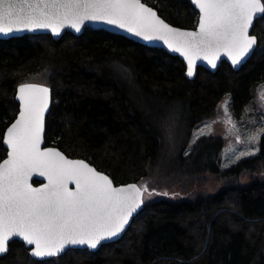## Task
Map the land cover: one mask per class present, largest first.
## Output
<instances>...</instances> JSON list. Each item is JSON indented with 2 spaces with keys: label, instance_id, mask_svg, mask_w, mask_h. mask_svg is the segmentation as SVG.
Masks as SVG:
<instances>
[{
  "label": "trees",
  "instance_id": "1",
  "mask_svg": "<svg viewBox=\"0 0 264 264\" xmlns=\"http://www.w3.org/2000/svg\"><path fill=\"white\" fill-rule=\"evenodd\" d=\"M143 1L173 25L197 23L190 0ZM251 34L257 46L238 69L222 61L215 71L197 67L193 79L178 57L101 29L0 39V160L16 87L42 83L51 89L45 145L85 159L116 184L182 192L144 201L123 235L96 251L39 260L15 240L0 264H264V137L257 153L227 168L221 136L189 143L225 95L235 116L253 104L264 83V18ZM160 173L162 183L154 181Z\"/></svg>",
  "mask_w": 264,
  "mask_h": 264
},
{
  "label": "snow or ice",
  "instance_id": "2",
  "mask_svg": "<svg viewBox=\"0 0 264 264\" xmlns=\"http://www.w3.org/2000/svg\"><path fill=\"white\" fill-rule=\"evenodd\" d=\"M191 4L199 10L195 31L170 26L141 0H0V34L46 29L59 35L64 27L79 32L85 21H102L145 41H163L183 56L188 77L193 76L197 60L215 68L225 55L238 66L254 52L257 37L250 35V29L257 18H264V0H191ZM15 100L19 112L3 135L8 151L0 163V254L8 251L13 237L34 246L32 257L45 258L58 256L70 245L97 249L102 241L118 236L144 204L147 186L116 187L84 160L41 147L49 87L21 83ZM259 100L264 102V89ZM230 105L228 97L222 106L224 117L235 127ZM205 127L210 134L211 124ZM204 134L203 129L194 132L193 143ZM262 137L264 133L253 135L249 143ZM33 173L44 176L47 183L33 187L29 183Z\"/></svg>",
  "mask_w": 264,
  "mask_h": 264
},
{
  "label": "rangeland",
  "instance_id": "3",
  "mask_svg": "<svg viewBox=\"0 0 264 264\" xmlns=\"http://www.w3.org/2000/svg\"><path fill=\"white\" fill-rule=\"evenodd\" d=\"M261 89H264V83L259 86L253 104L247 107L241 115L235 116L232 113L230 105L229 111L235 127L227 123L224 117V109L222 106L226 99L230 97V95H225L218 104L215 116L201 122L192 130L189 143L194 141V132H198L200 129H203L205 133L204 135L221 136L224 139V146L219 154V158L221 166L224 168L229 167L242 157L248 156H241V152L253 151L254 154L257 153L256 149L258 148V143H249V138L253 135L260 136L262 133H264V107H262L264 102L259 100V93ZM177 121L178 120H176L174 123L176 124ZM212 121H215V123H212ZM206 123L211 124L210 134L209 129L205 127ZM176 126L178 127L179 123H177ZM237 137H239V140ZM163 174L164 173L156 174L154 176V181H160L162 183L164 181ZM140 184L143 186L142 183ZM165 192L168 193V195H164L163 193ZM149 193L152 194L149 195ZM181 195L182 192L176 186L173 188L160 187L159 189H153L144 193V201L155 200L163 196L179 198Z\"/></svg>",
  "mask_w": 264,
  "mask_h": 264
},
{
  "label": "water",
  "instance_id": "4",
  "mask_svg": "<svg viewBox=\"0 0 264 264\" xmlns=\"http://www.w3.org/2000/svg\"><path fill=\"white\" fill-rule=\"evenodd\" d=\"M141 2L144 3L147 7H151V8H153V10L157 12V10H156L154 7H152V6L148 5V4H146L143 0H141ZM190 2H191V0H190ZM193 6H194V5H193ZM194 7H195V6H194ZM195 9H196V11L198 12V19H199V10H198L197 8H195ZM157 15H158L161 19H163V18L158 14V12H157ZM257 19H258V18H257ZM163 20L165 21V23L169 24V25L172 26V27H175V28H178V29H181V30H186V31H195V30L197 29V26H198V20H197L196 25H195L194 27H192V28L179 27V26H176V25H173V24L167 22L165 19H163ZM254 22H255V21H254ZM86 29H101V30L109 31V32H111V33H115V34L123 35L124 37H126V38H128V39H130V40H132V41L138 42V43H140V44H143V45H146V46H149V47H155V48L162 49V50L166 51L167 53H169V54H171V55H173V56H176V57H178L180 60H182L184 66H185V72H184V74H185V76H186L188 79H193V78H194V76H195V74H196V71H197V67H202V68H205V69H207V70H209V71H215V70L217 69V67L220 65V63H221L222 61H225V62L229 63L233 69H238V68H239L244 62H246V60L252 55V54H251V55H250V56H249L244 62H242V63H241L240 65H238V66H233L232 63H231V61H230V60L228 59V57L225 56V55H221V57L217 60V62H216V67H215V68H213L211 65H209V64H208L206 61H204V60H197V61H196V66H195V68H194L193 76L188 77L187 74H186V73H187V62L184 60L183 56H181L178 52H174V51L170 50V49L167 47V45H165V44L163 43V41L155 40V39H154V40H151V41H145V40H143L142 38L137 37V36H135L134 34L129 33L128 31H126V30H124V29H121V28H119V27H117V26H115V25L107 24L106 22H102V21H85V22L83 23V25L81 26V29H80L79 32L75 31V30H74L73 28H71V27H64L63 29H61L59 35H53L52 32H51L50 30H46V29H38V30H35V31L23 30V31H13V32H11V33H9V34H7V35L0 34V39H7V38L17 37V36H22V35L48 34V35L52 36L53 39L57 40V39H59V38L65 33V32H70V33H72V34H74V35H79V34H81V33H82L84 30H86ZM251 30H252V28L250 29V35H253V34H251ZM255 48H256V47H255ZM27 83H36V82H27ZM36 84H41V85L47 86V85L42 84V83H36ZM19 85H20V84H19ZM19 85H18V86H19ZM18 86L16 87L15 94H16V91H17V89H18ZM47 87H49V86H47ZM49 89H50V87H49ZM15 101H16V100H15ZM16 102L18 103V108H17L16 115H15V117L12 119V121L6 126V128H5L4 132H3V135H4V133H5L6 129H7V127L10 126L11 123H13V122L15 121V118H16V116L18 115V112H19V102H18V101H16ZM50 106H51V89H50V104H49V109H50ZM48 112H49V111H47V112L45 113V122H46V115H47ZM44 134H45V131H44V133H43V142H42V144H41V147H42V148H55V149L59 150L60 152H62V151H61L60 149H58L56 146L45 145ZM2 145H3L4 149L6 150V154H5V156L0 160V163H2L3 160L7 159V151H8L7 146L3 143V137H2ZM62 153H63V152H62ZM63 154H64L68 159H71V160H84V161H85L86 163H88L91 167H94L92 164H90V163H89L88 161H86L85 159L78 158V157H69V156H67L65 153H63ZM94 168H95L97 171L104 173L105 175H107V176L112 180V178H111L108 174H106L105 172H103V171H101V170H98L96 167H94ZM35 181H36L37 183H34ZM112 181H113V180H112ZM29 183L32 184L33 187H37V188H38V187H40L42 184H46V183H47V179H46L44 176H40L38 173H33V175L31 176V178L29 179ZM113 184H114V186H116V187L125 186V185H128V184H136V185L139 187V185H138L137 183L132 182V181H130V182H125V183H118V184L114 183V181H113ZM69 188L74 189V188H75V184L70 183V184H69ZM142 207H143V205H142L141 208L138 209L137 212L134 213L133 216L130 218V222H129V224L125 227V230H126V229L128 228V226L130 225L132 219H133V218H134V217H135V216H136V215L142 210ZM125 230H124L123 232H121L118 236L113 237V238L110 239V240L102 241L101 245H102V244H105V243L113 242V241L119 239V238L123 235V233L125 232ZM15 240H16V241H20V242H22V243L25 245V247L29 249V253L31 252V248L34 247V246L26 245L25 242H24L20 237H13V238L10 240V242L15 241ZM10 242H9V243H10ZM101 245H100V246H101ZM100 246H98V248H99ZM98 248H97V249H98ZM68 249H87L88 251H96V250H97V249H88L87 246H71V245H70V246H67V247H66V249L64 250V252L67 251ZM64 252H62V253H64ZM5 253H6V252H5ZM5 253H3V254H5ZM62 253H61V254H62ZM0 255H2V254H0ZM59 255H60V254H59ZM33 258H36V257H33ZM49 258H51V257L36 258V259H39V260H45V259H49Z\"/></svg>",
  "mask_w": 264,
  "mask_h": 264
},
{
  "label": "flooded vegetation",
  "instance_id": "5",
  "mask_svg": "<svg viewBox=\"0 0 264 264\" xmlns=\"http://www.w3.org/2000/svg\"><path fill=\"white\" fill-rule=\"evenodd\" d=\"M18 108V107H17Z\"/></svg>",
  "mask_w": 264,
  "mask_h": 264
}]
</instances>
